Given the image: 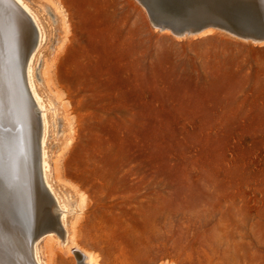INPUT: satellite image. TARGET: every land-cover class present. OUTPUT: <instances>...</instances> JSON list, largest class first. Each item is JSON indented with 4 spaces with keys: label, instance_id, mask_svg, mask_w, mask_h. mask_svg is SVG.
<instances>
[{
    "label": "rangeland",
    "instance_id": "1",
    "mask_svg": "<svg viewBox=\"0 0 264 264\" xmlns=\"http://www.w3.org/2000/svg\"><path fill=\"white\" fill-rule=\"evenodd\" d=\"M54 1L71 29L51 77L76 126L59 163L86 195L78 244L98 264H264V42L194 35L176 0ZM58 247L53 264H86Z\"/></svg>",
    "mask_w": 264,
    "mask_h": 264
},
{
    "label": "bare ground",
    "instance_id": "2",
    "mask_svg": "<svg viewBox=\"0 0 264 264\" xmlns=\"http://www.w3.org/2000/svg\"><path fill=\"white\" fill-rule=\"evenodd\" d=\"M176 1L194 35L236 26L264 42V0ZM70 31L54 0H0V264H53V244L65 255L85 252L86 264L99 261L76 240L86 195L60 173V157L76 126L51 67Z\"/></svg>",
    "mask_w": 264,
    "mask_h": 264
},
{
    "label": "water",
    "instance_id": "3",
    "mask_svg": "<svg viewBox=\"0 0 264 264\" xmlns=\"http://www.w3.org/2000/svg\"><path fill=\"white\" fill-rule=\"evenodd\" d=\"M34 107H35V105H34ZM37 117H39V114L37 113Z\"/></svg>",
    "mask_w": 264,
    "mask_h": 264
}]
</instances>
